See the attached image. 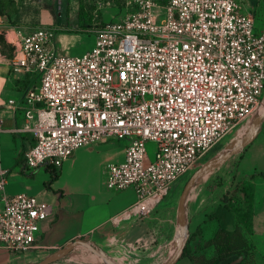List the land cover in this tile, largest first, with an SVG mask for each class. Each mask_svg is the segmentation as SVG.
Instances as JSON below:
<instances>
[{"label": "built area", "instance_id": "obj_1", "mask_svg": "<svg viewBox=\"0 0 264 264\" xmlns=\"http://www.w3.org/2000/svg\"><path fill=\"white\" fill-rule=\"evenodd\" d=\"M238 2L121 0L120 22L96 27L94 46L81 56L56 52L54 28L7 30L12 72L29 78L21 100L34 145L22 172L58 169L84 146L124 142V160L105 165L103 185L133 189L131 211L151 214L261 103L264 33H255ZM148 141L157 146L153 161ZM8 174L0 167L2 194ZM2 201L0 247L22 254L34 247L50 207L27 194Z\"/></svg>", "mask_w": 264, "mask_h": 264}, {"label": "crops", "instance_id": "obj_2", "mask_svg": "<svg viewBox=\"0 0 264 264\" xmlns=\"http://www.w3.org/2000/svg\"><path fill=\"white\" fill-rule=\"evenodd\" d=\"M255 5L253 1L244 14L255 17ZM256 27L258 33H264V12L256 20ZM11 58L0 51V167L9 172L3 194L6 197L18 194L33 196L38 202L48 205L51 213L41 222L33 248L18 255L0 247V264L38 263L81 239L93 243L107 254L113 251L117 259L128 264L147 262L165 245L169 246L176 228L172 217L175 205L160 217L153 215L156 209L147 216L138 217L131 211L137 201L133 189L110 193L104 188L102 169L107 164L124 160V142L109 140L79 148L60 168L54 169L58 174L54 180H51L48 167L25 174L22 172L25 154L34 145L31 133L25 129V107L21 100L29 80L12 72ZM10 100L16 102L15 107L8 106ZM262 174L264 127L240 152L234 164L223 173L210 175L201 186L195 187L194 198L187 201V229L189 235L197 233L189 245L191 257L197 256L204 262L216 257L214 246H206L205 243L220 227L230 232L236 228L242 230L249 243L255 245L251 237L256 230V189L264 184ZM224 183L229 185L228 191L231 187L236 190L242 183L247 184L251 193L250 208L245 206L243 196L229 199L235 190L225 193L226 199H222L223 196L218 199L212 197L218 190L216 186ZM213 188L215 192L212 194ZM3 194L0 193V211L3 209ZM241 194L239 191L236 193L238 196ZM247 212L251 221L249 230L242 223V215L246 217ZM136 243H139L138 248ZM52 264L70 262L64 257ZM176 264L193 262L184 256Z\"/></svg>", "mask_w": 264, "mask_h": 264}, {"label": "rangeland", "instance_id": "obj_3", "mask_svg": "<svg viewBox=\"0 0 264 264\" xmlns=\"http://www.w3.org/2000/svg\"><path fill=\"white\" fill-rule=\"evenodd\" d=\"M108 0H0V34H4L7 30H11L15 27H21L24 30H29L30 28L36 26H46L54 28L55 37H54V46L56 52L61 56H81L87 51L91 50L94 46L95 34L93 30L99 25L107 23H116L120 22L121 18L126 13L125 6L121 5V0H114V5H106ZM255 5V14L254 26L255 33H258L256 27V20L261 18V14L264 12V0H253ZM252 0H239V6L241 11L244 13L246 9L251 8L253 3ZM82 10L85 19L77 26L75 22L80 17V11ZM10 47V46H9ZM5 55L12 56L13 48H3L0 49ZM148 99V97H147ZM263 97L261 103L244 121H242L235 130H233L227 137H225L221 142L214 146L209 153L199 162V165L206 163L216 157L221 153L229 151L230 147H234L236 139L240 136L243 128L246 127V124L249 118L256 114L259 108L264 105ZM264 127V119L258 129V132L261 131ZM119 142L120 141H116ZM157 146L154 142H146L145 150L146 155L150 161H153L155 158ZM242 151V150H241ZM240 151V152H241ZM240 152L234 155L230 160L226 161L223 165L217 168L215 171L211 170L205 177H203L198 183L197 186H201L210 175H216L223 173V171L229 168L230 165L234 164L237 161ZM104 167L102 169L103 174ZM194 173V170L188 171L182 176H180L176 182L172 184L168 194L163 198V200L157 205L153 215L156 217L163 216L165 211L172 206H176L173 209V223L174 227L176 225V208L178 198L185 186L186 182ZM264 179V178H263ZM104 178L102 176V182ZM264 183V180H261ZM196 186V187H197ZM216 186V185H215ZM218 187L217 192L214 190ZM211 190V193L214 194L212 197L218 199L221 196H225V193H228L232 190V187L229 188L228 184L224 183L223 185H217ZM106 189V187L104 186ZM195 189V188H194ZM193 189V191H194ZM107 190V189H106ZM233 189L232 191H234ZM108 191V190H107ZM193 191L190 194L189 199H193ZM110 193H118L111 192ZM241 195H234L231 193L229 199H239ZM256 210L258 211V218L256 220V230L253 237H251L253 248L252 254L240 264H264V184L262 186H257L256 189ZM188 239L185 243L186 248L188 244ZM83 240V239H81ZM84 241V240H83ZM190 245V244H188ZM191 247V246H189ZM175 244L172 240L170 245H165L160 252L155 253V255L150 256V259L143 263L138 264H164L171 256V251L175 250ZM195 248V246H194ZM99 249V248H98ZM168 250V251H167ZM190 251V248H189ZM99 252L105 253L101 249ZM184 252V251H183ZM171 253V254H170ZM108 257L121 262L123 264H128L117 259L116 253L111 251L107 254ZM102 261H100L98 258ZM66 260L70 264H107L104 258L90 251L83 245H77L66 257Z\"/></svg>", "mask_w": 264, "mask_h": 264}, {"label": "water", "instance_id": "obj_4", "mask_svg": "<svg viewBox=\"0 0 264 264\" xmlns=\"http://www.w3.org/2000/svg\"><path fill=\"white\" fill-rule=\"evenodd\" d=\"M263 104H264V94H263ZM264 119L263 114L255 121L253 128L243 137L242 140L237 142V144L229 149V151L221 153L218 157L204 163L199 169H197L189 180L186 182L183 190L178 198L177 209H176V228L173 237V241L175 244V251L171 258L166 261L164 264H176V262L182 257L185 243L189 236V232L187 229V218H186V204L188 201V197L190 196L192 190L197 186L198 180L208 171L216 170L221 165H223L226 161L230 160L234 155L239 153L241 150L248 147L256 135L258 134V129ZM77 245H83L88 248L90 251H93L99 255H101L107 264H115L114 260L108 257L105 253L99 252V249L94 246L93 243L85 242L83 240H75L70 243L66 247L62 248L55 254L47 257L46 259L33 264H52L64 257H66ZM245 256H241L237 260L233 261L231 264H240L244 260Z\"/></svg>", "mask_w": 264, "mask_h": 264}, {"label": "trees", "instance_id": "obj_5", "mask_svg": "<svg viewBox=\"0 0 264 264\" xmlns=\"http://www.w3.org/2000/svg\"><path fill=\"white\" fill-rule=\"evenodd\" d=\"M108 1H111V0H108ZM166 1L167 0H158V2L160 4H164ZM84 19H85V17H84L82 10H81L80 11V17L77 20V25H79ZM3 48H9L10 49L9 45L5 42L3 34H0V49L2 50ZM28 80H29V78H28ZM49 170L52 174L51 180L56 179L58 177V174L55 173V170L50 169V168H49ZM261 177L264 178V174H262ZM238 191L242 193L243 198H244V203H245V206L247 207V209L250 208L251 193H250L249 186L247 184L242 183L233 192L234 195H236V193ZM222 199H226V197L223 196ZM230 208L235 210L234 207H230ZM242 216H243L242 223L249 230L250 229V222H251L250 217H249V213L247 212L246 217L244 216V214ZM196 234H192V235L190 234L189 235L188 244H190V242L192 240H194ZM188 244H187L186 248L184 249L182 257H184V256L190 257L193 264H231L233 261L237 260L241 256H245L244 260H246L252 254V250H253V248L251 247L247 237L242 233V230H240L238 228H236L235 230H233L231 232L227 231L225 229V227L219 228V230L217 231L215 236L210 241L205 243L206 246H214V248L216 250V257L212 258L208 261H205V262L198 260L197 256L191 257V255L189 253L190 251H189V245Z\"/></svg>", "mask_w": 264, "mask_h": 264}, {"label": "bare ground", "instance_id": "obj_6", "mask_svg": "<svg viewBox=\"0 0 264 264\" xmlns=\"http://www.w3.org/2000/svg\"><path fill=\"white\" fill-rule=\"evenodd\" d=\"M263 112H264V105H262L260 108H259V110L257 111V113L256 114H254V115H252L250 118H249V120H248V122H247V124H246V127L245 128H243V130H242V132H241V134H240V136L238 137V140L236 139V143L237 142H239L240 140H242L243 139V137L253 128V126H254V123H255V121L263 114ZM231 148H233V147H230V149ZM210 171H208L207 173H205L199 180H198V182L203 178V177H205L208 173H209ZM193 191V190H192ZM192 193V192H191ZM189 198H190V196L188 197V200H189ZM176 249V248H175ZM174 251L175 250H173L171 253V256L173 255V253H174ZM171 256H170V258H171ZM97 257V256H96ZM98 258V257H97ZM169 258V259H170ZM100 261H102L100 258H98ZM168 259V260H169ZM167 260V261H168ZM114 262H115V264H123V263H121V262H118V261H116V260H114Z\"/></svg>", "mask_w": 264, "mask_h": 264}]
</instances>
